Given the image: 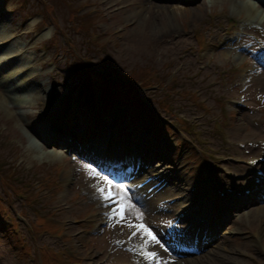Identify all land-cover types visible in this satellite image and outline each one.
I'll return each mask as SVG.
<instances>
[{
  "label": "rangeland",
  "instance_id": "374dc122",
  "mask_svg": "<svg viewBox=\"0 0 264 264\" xmlns=\"http://www.w3.org/2000/svg\"><path fill=\"white\" fill-rule=\"evenodd\" d=\"M44 1H46L48 4L51 2L55 4L54 15L63 28V31L67 29L66 33H68V36L67 34H64L62 32H56V42H52V40L49 41L54 32L53 25H50L49 27L44 28L42 30L43 34L41 36H38L34 40H32L30 37H16L15 41L17 42V44L15 45V47L22 48L29 41L30 43L28 44V54L33 57L32 49H35V46L40 47L44 43L49 46V49L47 50L48 52L38 49V54L41 56L42 61H47L51 58V62L53 61L57 65V68H54L53 63H51L44 69L39 66L35 67L38 71L44 73L45 75L44 78L42 77V79L40 80L43 83L44 88L47 89L48 100L45 103V108L47 107V103L49 104L55 100H58L60 96L62 98H66L61 105L62 107H64L65 103H68L70 101V90L67 88V86L72 84L71 82L72 80H74L75 75V63H77L81 58H91L95 60L104 59V63L108 64L111 69L119 70L126 75L131 71V69L133 70L134 68H148V70H150L151 67L152 69H156L160 72V74L162 75V79H164L170 71H172V74L175 70L177 71L176 74L178 72H181V70L178 71V69L175 68V65H178L180 63V53H178L179 50L177 48H172V44L168 45V39L162 41L163 45L160 44V39H154L149 43L142 42L138 46H133L134 48L131 49V47L129 48L130 41L127 35L132 33L133 30L131 31L130 28L124 30L122 26H117L120 24L127 25V20L131 22L140 18L139 16H137L138 18L131 20L132 16L130 17L129 15L133 11H136L138 9L136 7L142 0H124V3H121L119 0H117L118 4H116V0ZM209 1L210 0H204L207 5L205 11L202 12V10H195L196 4H192L189 5V7L192 8L191 11L188 10L182 16L177 15L171 20H173V25H175L177 29L183 30L186 28H191L193 30L195 28H198L200 33H206L207 35H209V40L206 42V44H208V47L212 48V50L210 51V53H212L214 50H216V48H218L217 44L220 43V37L221 33L224 31V26L226 25L225 23H228L230 19L234 18L238 22L237 27L241 29L239 17H249L250 14L248 13V10L246 8H243L242 5V7H239L238 4L224 2L223 4L215 3L213 6H210ZM245 1L252 2L254 0ZM68 2L73 5L71 8L67 5ZM255 2L257 3V0ZM128 3H131L133 6H131L129 9L118 11V13H110L108 12V10H103V8L109 7L110 5L113 6L112 9H117L119 7L127 5ZM150 3L151 0H149V2H147L146 0L144 4L149 5ZM160 3L165 2L161 1ZM3 5L4 10L10 9L6 20L1 26V30L3 31L7 30L9 32H12L14 31V28L17 27L21 29L22 32H25L27 30L36 32L40 29V27H38L39 25L43 27L46 22L49 24L51 23V21H47V18H44V20L41 21L42 16L45 12L44 10H46L43 0H0V8H2ZM77 6L82 7L81 15H78L76 13L75 7ZM100 6L101 11L105 14L98 13ZM258 8L260 9L258 10V13L261 15V13L264 12V8H261V5ZM72 13H75V16H72ZM28 15H31L32 18H27ZM90 15H95L93 19L95 22L94 31L100 34V38L98 39L99 46H97L93 41L86 42L89 37H87L85 33L86 29H83L82 27L84 26L82 18L83 16L89 18ZM169 23L170 21L167 22V24ZM77 28H80L81 30L78 31ZM122 32L124 33L121 35H126L125 38L120 35V33ZM217 34L219 35V37H217ZM65 37L66 40L64 39ZM198 38L199 37H197V39L195 40L194 45L195 50H198V55L200 56L201 51L207 48L205 46H199ZM64 41L68 44L70 41L74 45L75 51L78 55H74L69 52L68 56V50L65 47ZM103 41L106 43L107 47L104 46L105 44L103 43ZM56 52H59V55ZM88 52L90 53L89 55ZM224 52L225 53L220 52L214 58L216 63H220L221 66L225 65L227 61L226 58L230 55V52ZM110 56L112 58H110ZM205 58L208 59V55ZM231 58L233 59V56ZM186 61L188 64V59ZM70 62H73V64H69ZM118 64L119 66H117ZM171 64H173V67H170ZM95 65L98 67L100 66L98 63H96ZM59 68L63 69V72L58 73L57 71ZM53 69V74L56 73L57 75H55V79H57L56 81H53L55 79H52ZM203 74L208 75V71L204 72ZM168 80L169 78L166 79V81ZM184 81H188L197 85H205L207 81L210 80H204L203 76H201L196 80L184 79ZM183 85L187 86V83H183ZM56 89L61 90V93L59 94ZM170 89H178V87L174 86V88H169L168 93ZM241 89V86L231 88L229 84L225 85L221 83L220 80L216 84V86L212 85V90L209 91V93L212 94L210 103L213 106L218 107V101H221V98L224 97L229 100V102L227 103V107L229 109H233L230 108L233 99L223 95L231 94V96H236L237 93L239 94ZM248 90L256 93H264V83H260V81L257 82V80H254V82L250 84ZM152 92L157 96V98L164 95H167L168 97V93H166L165 91L159 90L156 93V88H154ZM14 95L15 98L19 100V102L25 96L24 93ZM171 98L172 97H170V99ZM54 105L55 103L53 104V107ZM60 107L58 106V108ZM23 110L24 109L21 107L17 109L18 112ZM1 112L4 116V120L0 121V159H3L2 162H7L9 166L12 165L16 167L17 172L15 174H19L23 177L22 183L18 184L21 186L18 187L19 189L24 190V196H18L17 194L13 193L12 189L7 190L0 185V208L3 209L2 216L0 215V219L7 218V223H10L11 220H14L16 218L19 220L20 224L17 227L18 235L23 237L24 240H28L27 245L30 246V251L34 250L35 242L37 240H39V243L41 245L45 244L47 248L48 244L52 247L58 248L59 253L62 254L65 259L68 258L65 251L75 249L74 247L67 248L69 243H72L74 245L81 244L82 250L86 251L90 246L86 242L84 230L81 226L78 225L80 224V220L78 219L83 214L82 209L78 205L69 208L65 203L66 199L63 197H59L56 200L52 198L48 199V197L53 195L59 188H61V186H63L62 183H56L55 186L50 187L45 191L42 190L41 194L36 197L34 201L30 200V195L34 193L32 186L34 180L42 179L47 183H50L53 178H56V181H58L63 176L65 179L67 170H61L59 166V164L63 162L62 158L50 160L47 158H43L41 155L34 152L33 154H29L27 152V144L29 141L26 140L28 135L25 132V129L22 126L18 125L16 119H13L11 117V113L7 109L4 108L1 110ZM236 112L237 116L235 118L232 117L229 122H226L225 120L224 126L229 130L230 133L231 131L229 127H233V134L231 133L233 137L239 138V140H242L243 142H246V139L251 138H264V120H261L262 118L260 119V115L258 113L245 110L238 111V109L236 110ZM80 115L85 123L89 122L86 114L80 113ZM223 115H225L224 110ZM160 116L163 117V114H160ZM116 117L118 118V121H115L113 126H120L121 130L129 129L130 131L132 130L131 128H134L139 139H141L143 135L148 133L149 137H147L146 139L149 142H151L150 138H152V134L150 133V131H148L150 128L152 129V131H154V129L164 131V128L158 127L157 124H154L150 120L146 123H140L139 125L136 124V126H134L129 125L128 122H125L123 120L121 112H117ZM24 120L27 121L28 118L25 117ZM76 120L77 118H75L74 122ZM216 120L219 121V119ZM255 120H257V122H254ZM147 123L149 125H146ZM229 123L230 125H228ZM213 125L216 128V121L214 122V120ZM62 126L66 128L65 124ZM159 131H157V133H159ZM218 133L219 139L223 141V132ZM56 148L57 147L53 149L54 152L59 151L56 150ZM53 161H55V163H53ZM83 173H86V171L84 170ZM213 173L216 177H220L217 170H214ZM42 200L44 201V205H38V203ZM8 204H10L9 209L7 207ZM36 210L44 215L52 213V216L60 219L62 223H64V234L62 236H59L57 235V233H45L41 236L35 235V237H33L30 233L28 222L34 221L36 219ZM257 210L258 209L254 211ZM249 213L247 214V216L245 214H236L234 216H231L229 218L231 227L228 228L225 236H221L219 238V241L221 243L215 244L207 252L204 251L202 254L203 259H194V257H190L189 259L180 260L178 264H231L230 261H232L234 264H264V245H260L259 243L257 245H253V242L250 240V238L237 237L238 226L242 227V224L244 222L247 224H249L250 222L251 224L256 225V223L264 217V210L260 215L256 217V219H254L255 217L253 216L250 218L251 215ZM253 219L255 223H253ZM235 221H238V223ZM6 225L7 224L5 223V227L3 225L0 226V264H27L26 258L19 257V254L16 253V250L12 244L13 240L10 239L8 232L5 231V229H8ZM71 225H74L75 228L72 230L66 228ZM104 234L106 236L112 235L107 231H104ZM232 235H234V237H232ZM66 236H69V238H65ZM77 237H80V240H78ZM33 238L35 239L33 240ZM102 238L93 239V242L102 241ZM218 245L220 247H218ZM19 247H21L20 244ZM214 249H219L220 253L224 254V258H217L214 257V255L211 256V251ZM94 254L95 251H93V255ZM206 254H208V256H206ZM192 258L194 260H192ZM39 260L40 257H38L36 252V259L32 264H39Z\"/></svg>",
  "mask_w": 264,
  "mask_h": 264
},
{
  "label": "bare ground",
  "instance_id": "6f19581e",
  "mask_svg": "<svg viewBox=\"0 0 264 264\" xmlns=\"http://www.w3.org/2000/svg\"><path fill=\"white\" fill-rule=\"evenodd\" d=\"M119 1L121 3H124V0ZM145 1L146 0L140 1L138 3V6L140 7L137 6L136 8L138 9L136 11H133L129 15L130 17L132 16L131 20L138 18L137 16H139L140 18L131 22L127 20V25H117L122 26L124 30H127L129 28L131 31L133 30L132 33L127 35L130 41L129 48L131 47V49H133L135 46H138L142 42L149 43L154 39H160L161 45H163L162 41L168 39V45L172 44L171 47L177 48L179 50L178 53L184 52L193 46L191 42V36H185L184 34L178 33V29L175 26H172L173 20H171L177 15L182 16L188 10L191 11L192 8L184 7L182 5H171L167 3V1L175 3H180L181 1H185L186 3H193L197 0H151V3L149 5H145ZM161 1H164L165 3H160ZM147 2H149V0H147ZM209 2L210 6H213L215 3L223 4L224 2L238 4L239 7L243 6L244 9L246 8L250 15H253L255 17L264 16L263 12L260 15L258 13V10H255V8L257 7L255 2L251 3L245 0H210ZM116 4H118L117 0ZM131 6L133 5L131 3H128L127 5L119 7L117 9H112V5L106 8H103L102 6V8L104 11L108 10V12L110 13H118V11L129 9ZM206 7V3L202 2L201 0L199 4H197L195 10H205ZM168 21H170L169 24H167ZM31 33V31L22 32L20 29L18 30V28L15 29L14 35H11L7 30L0 31V121L4 120V116L2 115L1 110L5 108L11 113V117L13 119H16L18 125L22 126L25 129V132L28 135L26 140L29 141L27 144L28 151L39 154L43 158L52 160L57 156H60L61 153L52 152L50 150L51 148L48 146V144L59 145V143L56 138H51L52 136L45 133L46 126H48V123L46 124V117L52 114V119L50 120L55 123H57V119H53L54 112L52 113L49 105L48 108H45V103L48 99L47 89L44 88L43 83L40 81L42 77L44 78L45 75L35 68L38 66L41 68H45L48 66V62L42 61V58L38 54V51L36 49L33 51V57H31L30 55H28L27 47H15V44H17V42L15 41L16 37H23L25 35L26 37L32 38ZM123 33L124 32L120 33V35ZM123 37L125 38L126 35H124ZM184 66L187 65L184 64ZM193 70H198V62H196V60L190 59L188 67L186 69H181V72L187 78H189V72ZM250 77L251 73L248 74V78ZM255 79L257 80V82L260 81V83H264V73L255 75ZM22 93H24L25 96L19 102V100L15 98L14 94ZM19 107L23 108L24 110L18 112L17 109ZM25 117L28 118L27 121L24 120ZM48 132L52 135L54 134L52 131ZM132 135L133 132H129L128 136L131 137ZM61 138H65L68 141L71 140V138L66 136L64 133H61ZM106 149L107 147L103 148L102 150L106 151ZM81 150H83L85 153L90 154L94 149L90 144L87 143L84 147H81ZM153 167L156 168H153L150 172L154 176L158 175V177L155 178V180L150 184L153 185L160 180L165 179V181H167L166 186L164 184L166 197H175L176 195H182V203H184V205H189L191 195L184 191V182L182 177L176 173H166L167 166H163V164L161 163ZM170 184L174 185H172L171 187H167V185ZM129 195L132 203L136 206L137 209V195L135 193H129ZM149 196L150 194L147 193L145 196H143V199H146ZM145 205L146 206L143 208V210L147 214L151 215H153L152 211L154 213H157L158 207L162 206L147 204ZM262 211L263 208H259L257 211H255L254 214L252 213L253 215L251 214L250 218L252 216L257 217V215H260ZM132 215H130L129 218ZM199 219L201 218L198 217L194 221H198ZM189 229L191 232V226L190 228H186V230ZM194 233L195 232H193V234Z\"/></svg>",
  "mask_w": 264,
  "mask_h": 264
},
{
  "label": "snow or ice",
  "instance_id": "6c2138e0",
  "mask_svg": "<svg viewBox=\"0 0 264 264\" xmlns=\"http://www.w3.org/2000/svg\"><path fill=\"white\" fill-rule=\"evenodd\" d=\"M84 170L87 172L89 178H94L97 183L93 185L98 199L102 205L108 210L105 216L109 221H115L116 224L126 225L130 230L132 237L140 236L143 243L140 246V255L147 261L158 259V253L149 251V245H161L157 234L150 226L143 222L144 214L136 210V206L132 203L130 198V188L124 183H118L107 175L93 169L90 165L84 164ZM115 204V207L112 205ZM135 213L136 223L130 222L128 217Z\"/></svg>",
  "mask_w": 264,
  "mask_h": 264
}]
</instances>
